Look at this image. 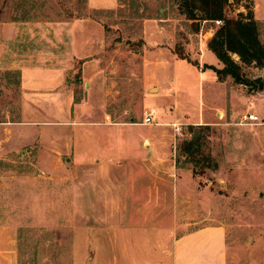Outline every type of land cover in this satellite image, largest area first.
Instances as JSON below:
<instances>
[{"label": "rangeland", "instance_id": "374dc122", "mask_svg": "<svg viewBox=\"0 0 264 264\" xmlns=\"http://www.w3.org/2000/svg\"><path fill=\"white\" fill-rule=\"evenodd\" d=\"M95 2L108 9L88 10L85 0H0V23L90 24L84 38H77L82 53L71 59L65 78L74 104L69 124L19 125L15 128L23 133L47 136L20 147L0 138V264H110L113 255L132 264H157L173 229L213 224L224 228L225 264H264V84L248 92L227 78L226 104L210 105L199 93L205 79L196 67L170 59L181 49L198 65L200 40L208 38H202L205 31L216 30L213 21L199 12L187 19L180 0H117L114 10L112 0ZM260 4L263 8L264 0ZM252 7V0H228L223 17L234 19ZM258 33L264 46V24ZM34 40L5 44L3 55L20 53L24 44L40 50ZM61 45L55 41L56 49ZM201 57L203 63H217L207 51ZM86 60L95 69L88 78L101 71L97 97L86 94L89 85L80 77ZM9 66L0 62V121L21 119L18 75ZM241 71L264 80V62L241 65ZM155 77L160 85L152 95L148 89ZM151 109L152 124L142 125ZM215 109L222 113L218 118ZM246 115L256 121L242 119ZM172 123L180 126L177 135ZM155 132L164 149L159 177H166L168 186L158 188V204L154 174L148 172L149 178L139 171L140 160L150 157L143 138ZM146 141V148L156 145ZM117 155L124 161L99 167L98 160ZM112 176L119 182L111 185ZM179 179L176 188L183 194L176 195L174 217L170 180ZM122 228L125 233L116 236ZM84 238L90 244L102 241L104 248L84 250L79 245ZM110 239L122 247L110 250Z\"/></svg>", "mask_w": 264, "mask_h": 264}, {"label": "crops", "instance_id": "0c3cea01", "mask_svg": "<svg viewBox=\"0 0 264 264\" xmlns=\"http://www.w3.org/2000/svg\"><path fill=\"white\" fill-rule=\"evenodd\" d=\"M112 1L114 2L112 7H114L111 8V10H114L117 6V0ZM252 1L253 19L258 25L264 24V7H261V0ZM85 4L86 8L91 11H102V9H108L97 4L95 0H85ZM88 26H90V24L87 25V23L83 21L43 22L40 23V25L34 23L24 25L23 23L17 22L0 23V62H8L10 64L8 69L16 71L18 75L17 84L21 114V119L18 121H0V138H2L3 141L7 138V140L16 145V147H20L25 144L27 145L34 140L41 139L40 137H47L40 136L38 133H23L21 128H15L19 125L35 127V125L41 124L54 126H67L69 124L73 114L74 104L73 94L68 86L69 82L65 81V78L67 75L71 74V59H77L82 53V49L79 48L80 46H77V43L80 41V39L77 40V38H84L86 27ZM49 30H51V33ZM22 37L24 39L35 38L36 41L34 40L32 43H39L42 48L40 50H36L33 49L34 47L31 44H24V49H22L20 53L17 54L15 50V53H12V55L8 54L7 56H4V45H19L17 44V41L20 40V38L23 39ZM209 38L210 36L208 35V38L204 39V41H200L201 44L203 43L201 45L203 50H200L198 65L195 67L199 76H203L205 79V85L204 87L202 84L200 85L199 93L202 97H204L208 104L219 106L220 103L226 104L225 101L228 100L229 93L225 87L226 84L218 81L212 70L204 69L202 66L207 65L218 69L220 68V65L218 61L215 65L206 64L200 61L202 60L201 53L204 51L209 52L206 49V44L204 47V43H206ZM55 41L62 44L61 50H59L60 47H57V49L55 48ZM30 48L32 49L30 50ZM170 61L175 63V61L183 60L174 57L170 59ZM185 63L190 66L189 63ZM93 69L94 65L92 60L83 61L80 66V77L84 80V86L86 85L85 83L89 85L90 90L86 92V94L88 96L93 95L97 97L98 95L96 94L101 91V86L98 82V76L101 71L96 70L95 73L88 78V75L91 74ZM164 72L165 71L162 73ZM165 74L167 73L165 72ZM165 74L164 76H166ZM263 74L264 73L262 72L260 75ZM169 80L171 79L169 78ZM175 80L177 79L175 78L174 81ZM152 85L153 86L148 90H152V95H156L160 85V81L157 80V77L153 79ZM174 88V85H172V92L177 93ZM251 96L254 97V95ZM217 114L220 116L222 113L218 109H215L213 117L218 118ZM38 117H43V119L36 120ZM202 123L206 125L212 124V122L208 121H203L201 124ZM192 124L197 125V123ZM83 125H91V123L85 122ZM97 126L99 125L97 124ZM160 134V132H155L153 137L143 138L145 143H147L146 140H148L150 143H156V145H148L146 148L145 143L143 144L145 154L148 153L150 157L141 159L139 163V171L142 174L149 177L148 172H150L155 176L153 179V186L157 187V192L155 193V204H158L160 201L158 188L164 186L168 187L165 182L166 177L163 179L159 177V173H161V170L163 169V165H161L162 160L159 156L164 154V149L158 147L159 145H157L160 143ZM70 137L71 135L68 136V138ZM2 139H0V141ZM124 155H127L125 157H129L128 153H124ZM117 156H112L110 158L105 157L98 160L97 162L99 167H106L107 162L124 161V159L121 160V156ZM109 180L110 184L113 185V183L119 182V177L112 176V179ZM148 181L151 180L148 179ZM170 182H172L170 189L173 188V198L171 200V203H173L172 211H174V217H176L175 213L178 212L176 195L178 194V191L179 195L183 194L182 191L177 190L176 187L180 184L182 185V180L179 179L177 182L170 180ZM176 229L177 228L173 229L172 232H169L171 239H168L166 244L167 247L161 250L164 254L157 258V264H225L224 228L222 226L214 224L201 225L183 232H177ZM124 233V228H122L120 230L118 229V232H115V235H123ZM173 234L179 235L175 236ZM110 242V250L112 251H115L116 247H122V245L119 247V241H117L119 243H116V241L114 242L110 239ZM80 244H83L82 246L84 250H87V245L88 247H90V245L91 247L92 245H96L98 249L104 248L103 242L97 241V239L90 244V239L85 240L84 238L82 239V242H79V245ZM110 264H132V262L127 258L119 259L118 256L115 257V255H113Z\"/></svg>", "mask_w": 264, "mask_h": 264}, {"label": "trees", "instance_id": "16d2710c", "mask_svg": "<svg viewBox=\"0 0 264 264\" xmlns=\"http://www.w3.org/2000/svg\"><path fill=\"white\" fill-rule=\"evenodd\" d=\"M180 1L184 4L182 13L187 15V19L195 20V12H199L210 21L221 22L206 43V49L214 55L220 68L207 65H203L202 68L212 70L218 81L223 82L228 78L234 85L245 87L248 92H255L262 87L264 84L262 78L249 79L241 71V65L252 64L261 67L264 62V46L259 39L258 24L253 19L252 10L245 14L238 13L236 18L228 19L223 17V7L228 0ZM174 54L178 59L197 66L196 62L188 60L181 49L176 50ZM232 56L237 58L238 63Z\"/></svg>", "mask_w": 264, "mask_h": 264}, {"label": "built area", "instance_id": "2783aa9c", "mask_svg": "<svg viewBox=\"0 0 264 264\" xmlns=\"http://www.w3.org/2000/svg\"><path fill=\"white\" fill-rule=\"evenodd\" d=\"M213 24L217 28V27H219L221 25V22L220 21H213ZM213 32L214 31L212 29H209V30L205 31V34L203 35L202 38H204L205 35L211 36ZM154 115H155V111L153 109L144 112V115H143V118H142V125H150V124H152L151 120H152ZM242 119H245V120H248V121H252V122L256 121V117L253 116V115L243 116ZM154 125H158V124H154ZM169 127L172 129L174 134L177 135L179 133V127H180L179 124L172 123V124L169 125Z\"/></svg>", "mask_w": 264, "mask_h": 264}]
</instances>
